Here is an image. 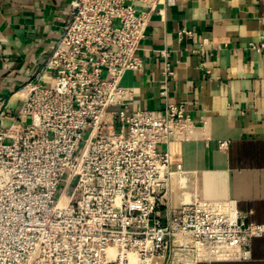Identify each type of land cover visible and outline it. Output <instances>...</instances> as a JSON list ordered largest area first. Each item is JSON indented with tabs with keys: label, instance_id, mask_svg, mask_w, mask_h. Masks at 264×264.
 I'll list each match as a JSON object with an SVG mask.
<instances>
[{
	"label": "built area",
	"instance_id": "1",
	"mask_svg": "<svg viewBox=\"0 0 264 264\" xmlns=\"http://www.w3.org/2000/svg\"><path fill=\"white\" fill-rule=\"evenodd\" d=\"M139 1L72 0L52 53L18 90V115L0 121V264L243 261L264 237L233 201H169L185 188L170 146L190 122L166 86L163 113L131 110L122 79L142 70L140 44L165 2Z\"/></svg>",
	"mask_w": 264,
	"mask_h": 264
},
{
	"label": "crops",
	"instance_id": "2",
	"mask_svg": "<svg viewBox=\"0 0 264 264\" xmlns=\"http://www.w3.org/2000/svg\"><path fill=\"white\" fill-rule=\"evenodd\" d=\"M72 0H0V121L8 126L52 53ZM140 0V10L149 8ZM191 35L180 36L182 31ZM264 0H165L152 12L140 44L141 71L122 85L132 111L163 113L166 98L182 105L190 125L171 146L185 188L169 197L233 201L246 222L264 224ZM167 67L171 74H167ZM173 140H175L173 138ZM227 142L222 148L220 144ZM199 264H264V237L251 258Z\"/></svg>",
	"mask_w": 264,
	"mask_h": 264
}]
</instances>
